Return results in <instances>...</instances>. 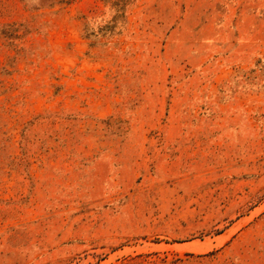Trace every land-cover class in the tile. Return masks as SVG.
Masks as SVG:
<instances>
[{
	"label": "rangeland",
	"instance_id": "rangeland-1",
	"mask_svg": "<svg viewBox=\"0 0 264 264\" xmlns=\"http://www.w3.org/2000/svg\"><path fill=\"white\" fill-rule=\"evenodd\" d=\"M0 264H264V0H0Z\"/></svg>",
	"mask_w": 264,
	"mask_h": 264
}]
</instances>
